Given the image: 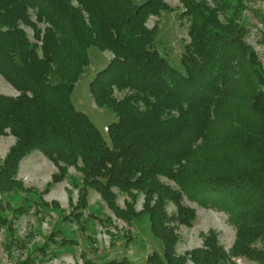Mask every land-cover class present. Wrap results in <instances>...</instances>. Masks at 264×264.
Segmentation results:
<instances>
[{
    "label": "trees",
    "instance_id": "obj_1",
    "mask_svg": "<svg viewBox=\"0 0 264 264\" xmlns=\"http://www.w3.org/2000/svg\"><path fill=\"white\" fill-rule=\"evenodd\" d=\"M180 1L190 43L178 67L160 53L158 28L147 27L168 8L162 0H0V76L19 93L0 95V136L16 139L0 164V230L12 226L6 209L15 218L26 212L3 201L32 191L17 177L22 161L39 151L58 168L47 191L75 167L83 173L82 185L75 182L78 208L87 207L91 189L123 221L150 220L161 253L148 264H229L235 257L264 264L256 247L264 241V69L243 40L244 2ZM92 47L113 56L90 83L95 104L118 116L107 127L109 142L71 100ZM116 92L127 93L119 100ZM113 188L134 202V191L143 194V210L121 209ZM185 196L229 215L236 228L230 252L212 232L203 248L177 255L174 224L196 220Z\"/></svg>",
    "mask_w": 264,
    "mask_h": 264
},
{
    "label": "rangeland",
    "instance_id": "obj_2",
    "mask_svg": "<svg viewBox=\"0 0 264 264\" xmlns=\"http://www.w3.org/2000/svg\"><path fill=\"white\" fill-rule=\"evenodd\" d=\"M162 1L168 8L163 9L157 16H151L147 27L158 28L160 53L174 66L179 67L181 54L190 43V19L183 15L185 8L180 0ZM197 1L206 2L211 7L216 6L215 0ZM243 2L244 7L238 20L245 28L243 40L255 52L257 65L264 69V0ZM232 15L230 12L229 16ZM222 18H225L224 15ZM25 29L34 42L32 29ZM89 57L90 64L76 84L71 100L76 109L87 115L109 142L107 127L117 122L118 116L111 108L95 104L90 83L109 64L113 56L92 47ZM126 93L116 92L115 97L120 100ZM0 95L17 97L19 93L0 76ZM15 143L16 139L11 135L0 136V164ZM79 165L82 166V163ZM57 173L58 168L39 151L33 152L22 161L17 179L23 182L25 189L32 191L12 195L3 201L4 206L9 203L12 209L24 208L26 212L15 218L11 209L5 210L8 220L12 222V229L4 226L0 230V264H107L124 259L133 264H148L151 254L161 253L160 241L153 236L149 219L134 218L131 222L123 221L100 194L91 189L87 207L78 208L79 188L75 186V182L78 186L82 185L83 173L75 167H70L65 180L54 184L47 191L53 175ZM161 181L176 188L173 182L165 178H161ZM113 192L121 209L126 210L130 203L135 206L136 213L143 210V194L134 191V194H138L134 202L130 195L118 188H113ZM183 204L196 211V220L189 227L174 224L179 236L177 255L184 256L203 248L205 237L212 232L217 236L219 245L227 253L230 252L236 240V228L229 215L224 211L201 207L186 196ZM167 213L169 216L174 215L176 208L169 204ZM256 247L264 250V241L258 242ZM230 263L258 264L241 257L232 258ZM187 264L194 263L190 260Z\"/></svg>",
    "mask_w": 264,
    "mask_h": 264
}]
</instances>
